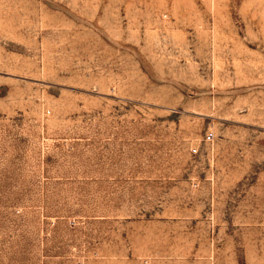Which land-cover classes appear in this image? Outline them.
Listing matches in <instances>:
<instances>
[{"label":"rangeland","instance_id":"1","mask_svg":"<svg viewBox=\"0 0 264 264\" xmlns=\"http://www.w3.org/2000/svg\"><path fill=\"white\" fill-rule=\"evenodd\" d=\"M0 264H264V0H0Z\"/></svg>","mask_w":264,"mask_h":264},{"label":"built area","instance_id":"2","mask_svg":"<svg viewBox=\"0 0 264 264\" xmlns=\"http://www.w3.org/2000/svg\"><path fill=\"white\" fill-rule=\"evenodd\" d=\"M207 138H208V139H211V136H208ZM194 151H195V150H194Z\"/></svg>","mask_w":264,"mask_h":264}]
</instances>
